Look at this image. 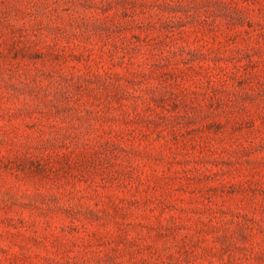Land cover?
Listing matches in <instances>:
<instances>
[{
    "label": "rangeland",
    "instance_id": "rangeland-1",
    "mask_svg": "<svg viewBox=\"0 0 264 264\" xmlns=\"http://www.w3.org/2000/svg\"><path fill=\"white\" fill-rule=\"evenodd\" d=\"M0 264H264V0H0Z\"/></svg>",
    "mask_w": 264,
    "mask_h": 264
}]
</instances>
